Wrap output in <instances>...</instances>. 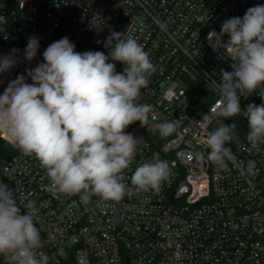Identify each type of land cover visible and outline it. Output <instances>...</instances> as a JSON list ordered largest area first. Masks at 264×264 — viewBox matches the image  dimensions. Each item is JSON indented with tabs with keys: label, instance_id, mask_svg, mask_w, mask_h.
Segmentation results:
<instances>
[{
	"label": "built area",
	"instance_id": "2783aa9c",
	"mask_svg": "<svg viewBox=\"0 0 264 264\" xmlns=\"http://www.w3.org/2000/svg\"><path fill=\"white\" fill-rule=\"evenodd\" d=\"M257 4L264 0H0V57L11 54L16 61L0 73V94L18 75L31 83L26 70L44 62L52 42L67 37L77 52L107 55L105 41L115 31L138 39L156 65L140 99L153 106L150 120H180L167 138L138 121L125 130L141 141L126 176L158 153L169 162L171 177L159 191L125 196L119 203L96 196L87 204L78 195L52 197L39 161L0 131L15 151L1 182L35 202L39 251L48 264H264V151L249 152L246 118L215 115L220 69L232 71L233 62L223 48H213L216 37L209 39L226 20L242 18ZM29 37L40 45L31 62L24 59ZM228 39L225 34L221 42ZM108 62L123 73L125 65ZM260 90L241 97L242 110L264 103ZM220 121L236 124L225 145L232 158L222 166L207 160L206 143ZM250 159L258 169L252 175ZM25 202L18 200L22 212Z\"/></svg>",
	"mask_w": 264,
	"mask_h": 264
},
{
	"label": "clouds",
	"instance_id": "9594fccd",
	"mask_svg": "<svg viewBox=\"0 0 264 264\" xmlns=\"http://www.w3.org/2000/svg\"><path fill=\"white\" fill-rule=\"evenodd\" d=\"M0 23L3 18L0 17ZM227 34L229 39L221 42ZM213 48H223L232 71L220 69L219 101L215 115L224 120L241 115L247 119L249 152L264 151V103L241 108V97L257 89L264 100V5L247 9L244 16L226 20L220 33H209ZM39 40L29 37L24 59L37 55ZM107 55L101 51L77 52L67 37L52 42L43 52V63L12 80L0 94V131L25 156L39 161L49 181L45 191L54 198L78 195L87 204L93 196L119 203L125 196L159 191L171 177V167L158 153L136 166L140 138L125 130L135 122L161 138L174 134L180 120H150L153 106L140 103L157 68L144 46L132 35L111 32ZM18 50H13L16 52ZM109 59L125 65L116 71ZM12 55L0 57V73L10 70ZM235 123L223 121L207 136V160L223 165L232 158L225 147L233 138ZM204 159V154L199 155ZM258 171L247 161V173ZM130 179V183L127 181ZM18 200L24 202L22 212ZM35 202L16 194L0 182V257L5 264H48L40 230L34 217Z\"/></svg>",
	"mask_w": 264,
	"mask_h": 264
},
{
	"label": "trees",
	"instance_id": "16d2710c",
	"mask_svg": "<svg viewBox=\"0 0 264 264\" xmlns=\"http://www.w3.org/2000/svg\"><path fill=\"white\" fill-rule=\"evenodd\" d=\"M14 155L15 151L11 148V146L0 139V182L4 166ZM0 264H5L3 257H0Z\"/></svg>",
	"mask_w": 264,
	"mask_h": 264
},
{
	"label": "rangeland",
	"instance_id": "374dc122",
	"mask_svg": "<svg viewBox=\"0 0 264 264\" xmlns=\"http://www.w3.org/2000/svg\"><path fill=\"white\" fill-rule=\"evenodd\" d=\"M37 9L39 10V8H37ZM41 14H42V10L40 9L39 10V15L36 18H39L41 16Z\"/></svg>",
	"mask_w": 264,
	"mask_h": 264
}]
</instances>
